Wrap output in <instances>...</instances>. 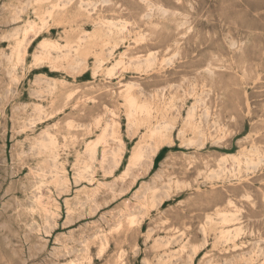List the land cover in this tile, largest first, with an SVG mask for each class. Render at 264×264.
<instances>
[{"label":"rangeland","instance_id":"rangeland-1","mask_svg":"<svg viewBox=\"0 0 264 264\" xmlns=\"http://www.w3.org/2000/svg\"><path fill=\"white\" fill-rule=\"evenodd\" d=\"M54 2H68L69 16L83 8L73 23L47 17L43 28L39 13ZM27 22L34 29L25 34ZM113 25L122 29L114 47L97 41L84 60H34L44 39L65 50L72 34ZM21 38L18 62L11 50ZM146 58L152 65L137 69ZM125 83L172 125V143L156 153L149 144L132 165L146 126L126 120ZM103 131L105 142L96 141ZM259 132L264 0H0V264H264ZM49 134L55 158L42 145ZM252 140L256 165L217 174L220 155ZM215 209L239 213L224 226L240 233L218 237ZM206 217L218 221L212 233Z\"/></svg>","mask_w":264,"mask_h":264},{"label":"bare ground","instance_id":"bare-ground-1","mask_svg":"<svg viewBox=\"0 0 264 264\" xmlns=\"http://www.w3.org/2000/svg\"><path fill=\"white\" fill-rule=\"evenodd\" d=\"M67 6H68V2H63V3L54 2V3H52L51 6H49L51 8H46L43 11H40L39 17H40L41 26L43 27L44 24L47 22L46 21L47 17H48V19L50 17L56 23H69V24L73 23L75 21V16L78 15V13L82 10L83 7L81 5H79L77 7V9H76L77 13H75V15L69 16L68 15L69 13L66 12ZM108 24H112V23L108 22ZM113 26H115V29L109 28L107 30V32H104V33H100L98 30H95V31L89 32V33L86 30L78 31L75 34L71 33L72 34L71 39H69L68 41L66 39V41H67L66 44L64 46L62 45L65 48L67 47L65 50H61L60 49L61 46L58 43L44 39V40L39 42V47H40L41 50H40V52L38 54H34V60L48 59V60H50L53 63L60 62V61L73 62V61H77L79 59L84 60L85 57L88 54L93 53V48L96 45L97 41L102 42L103 45L112 43L113 44L112 47L117 45V38L119 37L118 35L122 32V29L121 28H117L116 25H113ZM43 28H45V27H43ZM33 29H34V25L32 23H30V22H27V24L23 28L25 34L28 33L29 31L33 30ZM38 33H40V31L38 32V30H35L34 37H36ZM177 42H178V37L174 38V43H177ZM232 45L235 46L234 44H232ZM51 49H55V50H59L60 49V51L55 56H52V53H51L52 50ZM22 50L25 51V45L23 44V38H21L20 40L18 39L17 41H15V43H14V45L12 47V50H11L12 55L14 56L16 61H18V62H19V60H17V59H19L22 56L21 55ZM94 55H96L97 61H102V59L100 57V55H101L100 52L95 51ZM121 57H119V58H121ZM21 60H23V59H21ZM118 62H119V60H118ZM120 62H122V61H120ZM119 63H118V66H120ZM116 64L114 65L115 67L117 66ZM150 65H152L151 59L147 60V58H146V61H144V63L136 64L135 67L137 69H145V68L149 67ZM209 66L211 67V64ZM111 68H113V67H111ZM122 68H124V66ZM205 68H207V67H205ZM211 68L215 69L216 66H213ZM206 70H208V69H206ZM112 71H114V70H111V72ZM207 73H209V72L207 71ZM211 73H213V72L211 71L210 74ZM108 74H110V73H108ZM134 86H135V84H133V83H125V86H124V89H123V92H122V96L124 98V103L123 104L125 105L126 120H127V122L129 124L134 125V126L135 125H138V126L139 125L140 126L145 125L146 126V133L142 135V137H141L142 139L141 138L139 139L140 142L138 141V146L135 149H133V152H132V154H131V156L129 158V164H131V165L132 164H136V163H138L141 160V158L146 153V148H147V146L149 144L152 147L151 151L153 153H156L162 147L163 143H166V142L167 143H172V139H171L172 135L170 134V127H172L171 122H169V120H166L165 115L163 113H159V110H162L163 107H161L160 104L158 106L157 103L152 105L151 102L146 101V100L139 101L138 97L133 93ZM245 94L247 95V93H245ZM223 97H225V96H223ZM245 98H247V96ZM245 98H244L243 102L245 104V109L248 112L247 114H249L250 109H249V105L247 103V99H245ZM36 108L39 109L40 107L36 106ZM191 111H193V110L191 109ZM205 111H206V113L204 114V119L206 120L208 112H207L206 109H205ZM190 114H193V112L190 113ZM153 117H155V122L151 121V118H153ZM134 126H133V128H134ZM193 129H194L195 133L201 134V142H200V144L203 145L204 141H205V133L203 132V130L199 129V126L196 123L193 125V128L191 130H193ZM180 132H182V131H180ZM110 135L114 136L116 134L112 130L110 132ZM191 135H193V133ZM105 136H106V133H105V131H103L98 136V138H96L97 140L96 139L95 140L96 141L105 142V140H106ZM261 138H264V132L263 133L262 132L258 133V139H261ZM194 140H195V138L191 137L190 140H189V143H193ZM55 141L56 140L54 139V137L51 134H49L48 140L46 142L42 143V145L46 149L50 150V152L53 154L54 158L56 156V154H55V146H57V142H55ZM96 141L94 143H96ZM89 143L86 146V151L92 153L95 144L92 143V141H91L90 144ZM99 144H101V143H99ZM256 144H257V141L256 140H252L250 149L248 148V150H247L245 147H243V148H241L242 150H241V152L238 155H232V154L220 155L219 159H217V166H218L217 174H219L220 172H222V174H223L224 171H222V170L226 171L227 168H228L227 170L229 171V169H231L230 168L231 166L240 168L241 163L249 164V166H251L250 164H252V162H254V158L252 157V154L254 155V154H258L259 153L258 152L259 150H258ZM93 153H95V152H93ZM89 155L92 156L93 154L92 155L89 154ZM262 156H263V153H262ZM257 158L260 159L258 157V155H257ZM255 162H254V164L256 165ZM258 163L260 164V161ZM84 167L88 168L89 167V163L88 162L85 163ZM234 167H232V168H234ZM239 168H237V169H239ZM214 175H216V174H214ZM217 177H219V176H217ZM262 194H264V193H262ZM249 197H250V195H249ZM145 198L148 199L151 202V204H152L154 202V199H155L154 191H152L150 193V195L145 197ZM244 198H246V197L244 196ZM248 198H246V199L247 200L251 199V197L249 199ZM226 203H227V205L231 204V200L227 199ZM221 210L219 209L218 211L217 210L215 211L216 214L219 216V218H218L219 222L218 221L217 222L220 224V226L223 225L220 228V230H219V235L220 236H218V237H222V238L229 237V235L232 234V233L236 235L239 232V230L242 229V228H239L240 226L239 227L233 226L232 228L224 226L227 223L235 221V216H234L235 213L233 212L234 214H231V212L228 213L227 211H221ZM216 214H214V215L216 216ZM236 214H237V212H236ZM206 216H208V215L206 214ZM209 218L210 219L208 220V218L206 217V220L209 221L208 229H209V231H211V229L214 230L215 226H217L216 225L217 222L213 221L211 217H209ZM236 220H238L237 217H236ZM130 221H134V220L131 219ZM202 227H204V226H202ZM201 231H202V229H201ZM204 231H206V230H204ZM205 233H203V234L206 235ZM211 233H212V231H211ZM68 263L70 264V261ZM71 264H73V263L71 262Z\"/></svg>","mask_w":264,"mask_h":264}]
</instances>
